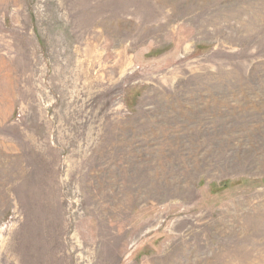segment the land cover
Masks as SVG:
<instances>
[{"label": "rangeland", "instance_id": "obj_1", "mask_svg": "<svg viewBox=\"0 0 264 264\" xmlns=\"http://www.w3.org/2000/svg\"><path fill=\"white\" fill-rule=\"evenodd\" d=\"M0 264H264V0H0Z\"/></svg>", "mask_w": 264, "mask_h": 264}, {"label": "bare ground", "instance_id": "obj_2", "mask_svg": "<svg viewBox=\"0 0 264 264\" xmlns=\"http://www.w3.org/2000/svg\"><path fill=\"white\" fill-rule=\"evenodd\" d=\"M163 171V170H162ZM184 174V173H183ZM202 232V231H201Z\"/></svg>", "mask_w": 264, "mask_h": 264}]
</instances>
